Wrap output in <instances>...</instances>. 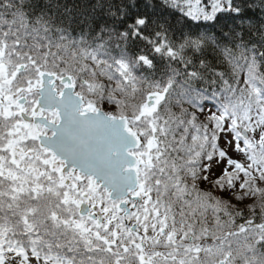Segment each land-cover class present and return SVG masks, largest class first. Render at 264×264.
I'll list each match as a JSON object with an SVG mask.
<instances>
[{
	"label": "snow or ice",
	"instance_id": "obj_1",
	"mask_svg": "<svg viewBox=\"0 0 264 264\" xmlns=\"http://www.w3.org/2000/svg\"><path fill=\"white\" fill-rule=\"evenodd\" d=\"M0 264H264V0H0Z\"/></svg>",
	"mask_w": 264,
	"mask_h": 264
},
{
	"label": "trees",
	"instance_id": "obj_2",
	"mask_svg": "<svg viewBox=\"0 0 264 264\" xmlns=\"http://www.w3.org/2000/svg\"><path fill=\"white\" fill-rule=\"evenodd\" d=\"M207 107H211V105H207L206 108H207ZM213 110H215V109H213Z\"/></svg>",
	"mask_w": 264,
	"mask_h": 264
},
{
	"label": "rangeland",
	"instance_id": "obj_3",
	"mask_svg": "<svg viewBox=\"0 0 264 264\" xmlns=\"http://www.w3.org/2000/svg\"><path fill=\"white\" fill-rule=\"evenodd\" d=\"M193 2H194V0H193Z\"/></svg>",
	"mask_w": 264,
	"mask_h": 264
}]
</instances>
